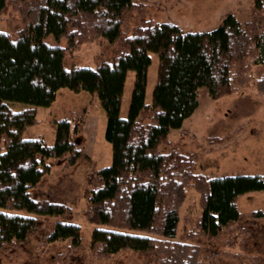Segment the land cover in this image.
Wrapping results in <instances>:
<instances>
[{"label":"trees","instance_id":"1","mask_svg":"<svg viewBox=\"0 0 264 264\" xmlns=\"http://www.w3.org/2000/svg\"><path fill=\"white\" fill-rule=\"evenodd\" d=\"M9 3L19 12L21 26L0 29V254L26 243L41 227V219L12 210L71 216L65 203L33 198L29 190L49 172L50 161L61 159L71 166L88 160L80 143L82 113L53 121L51 145L42 137H22L37 121L36 107L48 106L60 88L93 94L105 113L111 163L88 173L85 193L86 220L98 225L89 239L95 257L128 249L153 264H217L215 253L214 258H203L204 246L220 243L232 250L245 243L264 211L246 214L247 224L237 198L264 191V174L206 176L194 172L192 156L160 146L167 145L171 130L194 112L200 87L213 99L252 85L264 93V0H252L246 21L229 13L215 28L197 31L150 20L137 0H0V17ZM129 17L133 26L127 33ZM49 35L57 44L46 41ZM98 38L112 48L102 52L94 66H65L67 54ZM149 52L158 60L152 100L146 103ZM255 65L262 73L252 80ZM128 70L134 72L132 91L128 114L120 117ZM10 101L27 106L12 109ZM188 188L199 192L200 212L184 216L190 225L177 238L179 208ZM58 240L80 247L79 225L57 221L43 241ZM231 250L222 253L238 258ZM254 261L247 264L261 260Z\"/></svg>","mask_w":264,"mask_h":264},{"label":"rangeland","instance_id":"2","mask_svg":"<svg viewBox=\"0 0 264 264\" xmlns=\"http://www.w3.org/2000/svg\"><path fill=\"white\" fill-rule=\"evenodd\" d=\"M147 18L155 22L172 21L184 31L210 30L215 28L221 19L232 13L241 21L250 17L252 0H137ZM21 26V16L12 3H9L0 17V29L14 31ZM133 26L132 17L126 24L127 33ZM46 41L57 44L52 35ZM63 44L62 39L59 44ZM103 39L85 41L64 59L69 67L71 62L83 66H94L98 56L109 53ZM151 63L147 70L145 92L146 103H151L152 90L156 81L157 60L155 52H149ZM262 73V68L255 65L252 69V80ZM134 72L128 70L120 103V117L128 114L129 99L132 91ZM12 109H21L27 105L10 101ZM85 107V112H83ZM82 113L80 126V143L88 160L82 159L68 166L64 160L50 161V170L44 174L39 183L30 188L33 198L63 202L71 208L69 218L26 213L23 210L14 212L33 215L41 219V227L26 243L11 246L0 254V264H153L144 254L128 249L120 250L111 256L95 257L89 250L91 231L98 226L86 220L87 176L92 169L107 166L111 163V144L104 138L105 113L99 100L87 91H72L60 88L55 99L48 106L36 107V122L28 125L23 131V138L42 137L47 144L54 141L53 121L67 117L72 113ZM169 143L161 145L162 151L177 149L192 156L194 172L206 176L222 174H264V93H258L254 85L241 89L218 99L210 98L204 87L198 89V106L186 118L179 128L172 129ZM93 162V163H92ZM199 192L188 188L185 200L179 208L180 222L177 238L190 224H185L184 216H196L200 212ZM237 206L245 215L253 210L264 211V191H251L237 198ZM247 224L248 223V217ZM57 221L78 224L80 227L81 246L69 247V241L44 243L46 233L52 230ZM252 235L241 246L226 248L220 243H210L203 247L202 256L214 258L217 264L253 263L254 257L264 264V219L257 221ZM253 222V223H254ZM135 234H148L133 229H118ZM226 236L222 237L224 241ZM200 242L209 243L200 239ZM231 250L238 258L227 257L222 252ZM248 256L252 257L249 260ZM207 258V259H208ZM241 262V263H242Z\"/></svg>","mask_w":264,"mask_h":264}]
</instances>
